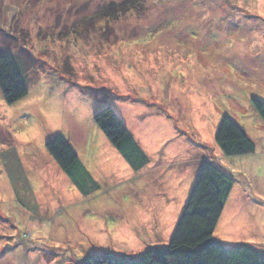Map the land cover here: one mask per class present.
Instances as JSON below:
<instances>
[{"label": "rangeland", "instance_id": "1", "mask_svg": "<svg viewBox=\"0 0 264 264\" xmlns=\"http://www.w3.org/2000/svg\"><path fill=\"white\" fill-rule=\"evenodd\" d=\"M9 1L0 0V51L16 55L28 94L7 105L0 92V264L166 246L209 157L236 182L214 238L264 251V124L251 107L264 103V0H145L107 27L89 19L121 0ZM105 106L148 157L141 171L94 124ZM223 117L254 142L253 155L219 154ZM57 135L98 183L91 197L45 151Z\"/></svg>", "mask_w": 264, "mask_h": 264}, {"label": "trees", "instance_id": "2", "mask_svg": "<svg viewBox=\"0 0 264 264\" xmlns=\"http://www.w3.org/2000/svg\"><path fill=\"white\" fill-rule=\"evenodd\" d=\"M13 1H9V4L15 5ZM144 2L145 0L111 2L89 20L107 22V27L110 22L137 9L141 10ZM8 8L3 10L7 11ZM81 26L86 29V25ZM77 30H80L78 25L72 26V31H69L73 40L79 36H74V33L79 34ZM27 84L26 74L16 55L8 48L1 49L0 92L4 102L13 105L24 99L28 94ZM251 107L264 124V103L251 100ZM93 122L133 172L137 173L148 165V157L110 107L102 108L93 117ZM214 143L219 154L227 159L250 156L256 151L254 142L245 131L228 117H223L220 121ZM45 151L83 198L91 197L97 192L98 183L63 136L57 135L48 140ZM209 158L197 161L199 165L195 180L166 246L150 247L138 256L97 253L88 255L77 264H264V251L260 248L249 244L227 246L214 238L226 206L236 195V182L221 166L219 159L215 161L216 164L212 161L213 158ZM182 186L181 183L176 188Z\"/></svg>", "mask_w": 264, "mask_h": 264}, {"label": "crops", "instance_id": "3", "mask_svg": "<svg viewBox=\"0 0 264 264\" xmlns=\"http://www.w3.org/2000/svg\"><path fill=\"white\" fill-rule=\"evenodd\" d=\"M164 135H167L166 133H163ZM159 136V135H158ZM162 136V134H160V137H158V139H160L161 140V137ZM149 143V142H148ZM152 144L154 145V142L152 141ZM151 145V144H150ZM160 146V145H159ZM158 147V146H157ZM157 147H154L152 150L154 151ZM193 179V178H192ZM192 179L187 183V185H189L188 186V189H189V187L191 186V184H192ZM181 184V183H180ZM183 186H184V184H182ZM186 185V184H185ZM231 198H232V196H231Z\"/></svg>", "mask_w": 264, "mask_h": 264}]
</instances>
